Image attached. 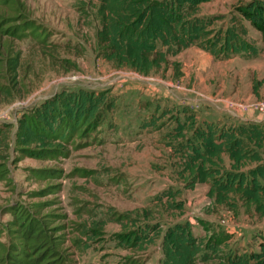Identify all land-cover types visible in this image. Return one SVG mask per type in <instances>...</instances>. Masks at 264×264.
<instances>
[{"label":"rangeland","instance_id":"obj_1","mask_svg":"<svg viewBox=\"0 0 264 264\" xmlns=\"http://www.w3.org/2000/svg\"><path fill=\"white\" fill-rule=\"evenodd\" d=\"M95 1L0 0V129L8 128L9 141L7 158H0V240L6 245L14 242L12 233L18 228L12 225L21 207L27 213L23 223L33 218V226L44 224L53 264H158L159 239L143 250L125 247L118 239L129 238L139 224L157 222L164 229L180 219L187 220L195 233L223 228L232 236L231 243L255 247L264 238V216L214 203L206 184L182 187L164 137L170 122L147 128L141 121L162 107L174 113L193 104L197 97L191 90L211 97L264 99V83L257 82L264 74V55L220 60L192 46L140 79L138 72L99 55ZM242 1L210 0L200 11L228 13ZM8 23H17L23 34L3 30ZM30 24L34 30L24 33ZM250 34L259 40L255 29ZM18 50L14 84L7 58ZM169 82L182 87H170ZM63 87L114 94L113 126L85 138L78 133L44 157L17 149L19 119ZM183 96L195 99L187 104L181 101L186 100ZM251 111L264 119L257 110ZM196 112L209 119L230 114L223 103L206 101ZM167 117L159 121L168 122ZM168 185L182 188L172 198V207L169 197H154ZM110 214L122 219H109ZM97 220L99 226L94 224Z\"/></svg>","mask_w":264,"mask_h":264},{"label":"trees","instance_id":"obj_2","mask_svg":"<svg viewBox=\"0 0 264 264\" xmlns=\"http://www.w3.org/2000/svg\"><path fill=\"white\" fill-rule=\"evenodd\" d=\"M207 1L210 0H97L92 6L98 22V53L116 66H126L146 76L190 45L220 60L234 56L250 59L264 52V0H244L228 13L209 14L200 11L201 4ZM18 26L8 23L3 30L23 34ZM27 28L24 33L33 31L35 25ZM250 28L260 32L261 45L252 39ZM20 56L18 50L7 58L14 84ZM257 82L264 83V74ZM116 99L103 90L63 87L19 119L15 146L31 156L44 157L65 147L78 133L83 138L99 133L113 126ZM166 115L168 122L159 121ZM169 122L164 137L182 187L206 184V194L214 203L241 206L245 213L264 216V119L231 122L199 118L196 109L182 105L174 113L168 107L153 111L141 124L161 128ZM7 129H0V158L8 156ZM181 189L168 185L154 197H169L167 202L172 207V198ZM26 216L21 207L16 211L17 222L12 226L18 229L12 233L11 245L0 240V264H53L55 258L50 257L44 224L37 222L33 226V218L23 223ZM108 218L122 219L121 215L111 214ZM99 221L94 224L99 226ZM82 232L85 234L87 229ZM123 232L129 234L126 229ZM231 237L223 228H214L208 234L195 233L187 220L180 219L164 229L157 222L139 224L129 238L118 242L143 250L159 239L158 264H264V238L255 247H240L231 243Z\"/></svg>","mask_w":264,"mask_h":264},{"label":"built area","instance_id":"obj_3","mask_svg":"<svg viewBox=\"0 0 264 264\" xmlns=\"http://www.w3.org/2000/svg\"><path fill=\"white\" fill-rule=\"evenodd\" d=\"M140 79H144V75L137 74ZM75 76V75H74ZM170 87L181 88L182 85L177 82H169ZM189 92L194 93L197 97L194 103L191 104V108L197 109L200 107V102H209L216 104L217 102L223 103L225 109L233 116H238L240 112H246L251 110H257L260 114L264 115V99H258L254 101H245L240 99L226 98V97H211L205 95L202 92L191 90Z\"/></svg>","mask_w":264,"mask_h":264},{"label":"crops","instance_id":"obj_4","mask_svg":"<svg viewBox=\"0 0 264 264\" xmlns=\"http://www.w3.org/2000/svg\"><path fill=\"white\" fill-rule=\"evenodd\" d=\"M254 29V28H253ZM256 30V29H255ZM250 32H251V28H250ZM256 33H257V35H258V37H259V40L258 41H256V43L258 44V45H261V37H260V32L259 31H257L256 30ZM251 35V34H250ZM192 46H196V45H190V46H188L187 48H189V47H192ZM199 50H201V51H203L204 53H206V54H209L210 56H212L210 53H208L207 51H205V50H203V49H201V48H199L198 46H196ZM261 54H263L264 55V52L263 51H261L260 52V54L257 56V57H259ZM213 57V56H212ZM257 57H254V58H250V59H247V60H254V59H256ZM234 58H241V59H244V58H242V57H240V56H234V57H232V58H229V59H224V60H232V59H234ZM211 90V92H214L215 90H212V88L210 89ZM186 100H184L183 98H181L182 100V102H186L187 104L191 101V100H194L195 99V97H185V96H183ZM198 117H204L203 115H198ZM221 119H224V120H227V121H231V122H238V121H240V120H245V119H255V120H260V119H262V117L258 114V113H255L254 111H248V112H243V113H241L240 115H238V116H233V115H231V114H227V115H225V116H223V117H220Z\"/></svg>","mask_w":264,"mask_h":264}]
</instances>
